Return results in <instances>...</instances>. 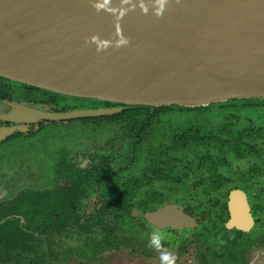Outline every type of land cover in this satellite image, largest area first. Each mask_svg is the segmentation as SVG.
Listing matches in <instances>:
<instances>
[{
	"label": "water",
	"instance_id": "1",
	"mask_svg": "<svg viewBox=\"0 0 264 264\" xmlns=\"http://www.w3.org/2000/svg\"><path fill=\"white\" fill-rule=\"evenodd\" d=\"M158 7L156 0H0V77L65 98L59 108L66 99L89 102L55 110L0 99V121L13 123L0 127V140L23 123L134 106L264 101V0H167L162 17ZM229 211L228 228L253 226L243 190L231 192ZM144 216L161 229L199 225L178 203Z\"/></svg>",
	"mask_w": 264,
	"mask_h": 264
},
{
	"label": "trees",
	"instance_id": "2",
	"mask_svg": "<svg viewBox=\"0 0 264 264\" xmlns=\"http://www.w3.org/2000/svg\"><path fill=\"white\" fill-rule=\"evenodd\" d=\"M9 85L37 89L27 85L13 84L0 77V99L10 100L11 92L10 88H7ZM37 90L43 91L44 94L40 95L42 101L34 103L48 105L51 97L54 100L62 98V102L65 100L54 93ZM250 101L254 100H234L207 107L134 106L124 108L112 115L50 122L51 128L68 126V124L81 128L92 126L90 133L94 136L112 134L114 135L112 142L115 141L119 147L114 145L113 154L104 153L101 156L102 161L96 171L81 173L77 168L68 167L65 176L73 178L70 187L64 185L54 189L45 187L38 192L30 189L17 196L14 202L3 206L0 218L17 213L24 216L25 224H22L19 218L0 224V261L5 264H27L33 263L35 260L37 264L48 263L49 260H46L42 254L46 251L45 245L52 251L54 250L53 244L56 242L57 236H63L70 231L68 229L69 220L72 221L77 232H81L86 246V254L91 252L94 256L109 246L120 248L121 245L128 244L134 219L132 192L136 188L155 183L160 179L168 181L179 177L183 179L195 173L193 169L203 170V174L196 181L197 183L204 184L209 181L211 187L216 186L217 179H212L213 169L216 168L217 158L221 157L220 153L223 154L224 147L229 143L232 145L235 143L233 148L236 151L241 148L239 145L242 130L233 121H227L230 118L228 111L240 102H244L242 104L244 106L250 104ZM66 104L68 106L62 104L60 108L57 106H60L61 103L50 106L55 110H67L72 107L69 106L70 104ZM105 105L112 104L105 103ZM174 110L195 113L216 110L219 113H227V115L216 124L201 122L199 119L197 122H190L191 124L186 127L171 126L173 130L167 131L168 129L163 125L168 122L167 118L171 117L169 114ZM44 129L46 126L43 125L41 130L36 133H40ZM156 131L157 133L161 132L160 135H157V140L155 139ZM104 135L102 138H105ZM231 138L233 139L231 140ZM215 154L219 157H216ZM82 182H86L84 186H82ZM87 187L101 190L99 193L101 206L96 213L88 217L86 215L82 219L75 207L78 206L77 203ZM199 205L202 206L199 211L196 206H187L186 210L189 213H200L204 224L212 225L213 229H218L217 233L223 232L220 247L215 253L212 249L214 257L228 255L231 258L229 261L228 259L224 260V264H234L237 261H239L238 264H243V258L238 259L234 253L238 236L229 239L230 246H226L224 241L228 240L226 232H224L226 228L223 225L228 218L226 203L219 207L217 220L212 217L207 218V209L203 208L205 206L202 204ZM217 205V203H211L208 208L214 210ZM140 206H144V204L140 203ZM95 226L104 230V236L101 239L96 240L91 237ZM117 230L125 232V234L120 237ZM116 233L119 238L115 236ZM196 238L200 239V237ZM205 241H209V239L207 238ZM57 253L54 251L51 254L56 256ZM54 255L52 258L55 257Z\"/></svg>",
	"mask_w": 264,
	"mask_h": 264
},
{
	"label": "rangeland",
	"instance_id": "3",
	"mask_svg": "<svg viewBox=\"0 0 264 264\" xmlns=\"http://www.w3.org/2000/svg\"><path fill=\"white\" fill-rule=\"evenodd\" d=\"M66 101L75 106L89 103L88 101L80 99H66ZM243 103L244 102L238 103L228 112L236 114V120L242 127H244L248 121L238 119L239 116L252 117L257 121V116L259 115L263 117V119H260V123H254V125L256 128L264 127V107L258 106V108H253L249 106L245 108V106H242ZM250 103L262 104L261 101L258 100L250 101ZM238 105L245 109L238 108ZM169 115L171 117H168V122L163 125L168 129L167 131L170 129L173 130L171 126L186 127L191 124L190 122H197L199 119L201 122L204 121L216 124L222 121L227 113H219L216 110L197 113L174 110ZM55 128L48 127L34 136H29L27 138H11L0 143V182L2 183L0 187L4 194L9 192V190L7 192V189H10V186L13 184H19L17 187L20 188V190H16L17 192L36 188L35 182L37 181L42 183V181L45 180L50 184V175H52L53 165L61 158L56 152L59 144H65V146L71 148L67 155L69 160L76 158L79 159L78 162L81 161L83 163H85L83 158H86L83 156L84 153L113 154V146L116 145L119 147L115 141L112 142L114 136L112 134H103L105 138H102L103 135L94 136L90 133L92 132V126L81 128L80 126L68 124V126L64 125L63 127ZM160 134V131L158 133L156 131V140L157 135ZM256 138L258 139V137ZM255 161L262 163L264 161V156L255 157L252 160L249 159V157L243 160H237L234 162V166L245 167L249 163ZM46 165L48 166L46 167ZM199 172L201 177L203 170H198V173ZM189 176L192 180L186 179L185 183L182 182L179 185L180 187H183L187 184V188L190 190V198H183V195H181V201L190 202V199H192L194 204L200 203L203 206L213 203V199L207 196L206 193L207 191L212 190L210 182H204V184L196 190L193 189L192 184L193 180H195L193 173ZM257 186L260 188L259 193L264 191V178L262 179V182L257 183ZM255 191L256 189L253 192ZM87 201L88 210L93 214L101 206V204L97 202V198H90ZM151 231L152 228L146 227L144 231L145 234L141 233V235H139L140 238L137 236L139 240L134 239V241H132L131 239L128 244L121 245L122 247L120 248L109 246L107 249L104 248L105 250L103 249L101 252H97L93 256L91 252L86 254L87 251H85L86 246L83 241V236H81V232H77L76 228H73L65 235L57 236L56 242L53 244V251L45 245L46 251L42 254L46 260H49L46 264H161V253L147 247L148 237ZM117 232L120 234V237L125 234V232L120 230H117ZM103 234L104 230L95 226L91 237L98 240L104 236ZM193 234L194 232H189L187 237L183 236L185 239L178 235V237L176 236V238H171L164 242L165 248L176 254V264H223L221 261L223 258H218L219 262H216L217 259H215L212 250H210L214 244V236L210 237L209 241H205L203 240V237L200 239H197L196 237L194 238ZM115 236L118 237L117 233ZM244 243H249L250 246L246 248V258H243V264H264V238H253ZM54 251L55 253L58 252L56 256L51 254L54 253ZM53 255L55 256L54 258H52ZM0 262H2L1 264H5L3 261ZM27 264H37V261L35 260L33 263Z\"/></svg>",
	"mask_w": 264,
	"mask_h": 264
},
{
	"label": "flooded vegetation",
	"instance_id": "4",
	"mask_svg": "<svg viewBox=\"0 0 264 264\" xmlns=\"http://www.w3.org/2000/svg\"><path fill=\"white\" fill-rule=\"evenodd\" d=\"M7 88H10L11 94L9 96V99L11 101L30 102V103L39 102V101H42L40 99L41 98L40 95L44 94L43 91H39L37 89L33 90V89H28L25 87H19L15 85H9ZM62 100H63L62 98H58L57 100H54L51 97L50 102L47 104L54 106L57 103L59 104L62 103ZM65 106H68V105L65 104ZM69 106L71 107V105ZM244 106L245 108L249 106L253 108H258V106L264 107V103L262 104L250 103ZM238 108L245 109L239 106ZM232 114H234V116H232ZM229 116L230 118L227 121L229 122L233 121L236 124V126L242 130V138H241V143L239 145L241 146V148L239 151H236V149L233 148V146H235V143L234 145H232V143L231 144L229 143L227 144L226 147H224L225 150L223 154L220 153L221 157L215 154V156L216 157L218 156L219 158H217L216 160L217 164H216V168L213 169L212 179L216 178L217 184L216 186L214 185L213 187H211L212 188L211 191H207L206 193H207V196H209L211 199L214 200L213 203L215 204L217 203L218 205L216 209L214 210H210L208 208L209 205H204L205 207L203 208L207 209V213H208L207 218L212 217L213 219L217 220L216 217L220 209L219 207L222 206L221 204L226 203L228 218L227 220H225L223 225L226 228V231L224 232H226V236L228 240H224V241H225L226 246H230L231 241H229V239L238 236V239L235 243L236 248L234 249L235 250L234 253L236 257H238V259H242L245 257V254L247 251L246 248L250 246L249 243L248 244L244 243L245 241H248L253 238L254 239L264 238V200H263L264 191L259 193L260 184L259 186H257V183L262 182V179L264 178V161L262 163L260 162L258 163L256 161L251 162L245 167L234 166V162H236L237 160L238 161L243 160L247 157H249V159L252 160L255 157L264 156V127L256 128V126L254 125V123H260L261 122L260 119H263V117L259 115L257 116L258 117L257 121H255L252 117L239 116L238 119L242 121L243 120L248 121L244 127H242L241 124H239V122L236 120L235 113L229 112ZM50 122L52 121L43 120L41 122L32 123V124L23 123V126H26L25 130L23 131L18 130L17 132L11 134L10 136L0 140V143H3L11 138H16V137L27 138L29 136L30 137L34 136L35 134H37L36 132L41 130L43 125L46 126V129L48 127H52V126H49ZM10 125H13V123L9 121H0V127L10 126ZM256 137H258V139ZM232 139L233 138H231V140ZM70 150L71 148L69 146H65V144L64 145L59 144L58 148L56 149V152L60 155L61 158L60 160L58 159L53 165L52 175H50L51 183L49 184L45 180L42 181V183L39 181L37 182L34 181L36 183L35 184L36 188H31L32 190H34V192H38V190L43 189L45 187H49L50 189H54L55 187L59 188L60 185H64L65 187H70L71 181L73 178H71L70 176L69 177L65 176V172L67 171L68 167L72 166L73 169L77 168V170L79 172L81 171V173H85L86 171H96L97 168L99 167L98 166L99 163L102 161L100 158L104 154V153H93V154L84 153L83 156L86 158H83V160H85V163H83L81 161L78 162L79 159H76V158L69 160L67 155H68V152H70ZM47 166L48 165H46V167ZM193 170L195 172L193 173L194 179H195L193 180V183H192L193 189L198 190L199 187L203 185V183L200 184L196 182L200 178V172L198 173V169H193ZM186 179L190 180L191 177L188 175L187 177H184L183 179H180L179 177L171 181L160 179L156 181L155 183L146 184V185H143L142 187L136 188L135 191L132 192L133 195H132L131 202L134 203L132 207V215L134 219H133V224L131 225L132 233L130 235V240L131 239L132 241H134V239L139 240L140 238L139 235H141V233L145 234L144 231L146 227H150V228L154 227V225H152L145 218L144 215L146 212H152V211L159 209L165 203L170 202V203L181 204L185 208L186 212H188L186 210L187 206H194V207L196 206L198 207L197 211H199V208L202 207L199 205L200 203L194 204L192 199H190V202H183L180 199L182 197L183 198L186 197L187 199L190 198V193H189L190 190L187 188V184H185L183 187H180L179 185L182 182L185 183ZM82 183H83L82 186H84V183L86 182H82ZM0 185H2L1 182H0ZM18 185L19 184H13L12 186H10L11 188L7 189V192L8 190L9 192L5 194L1 191V187H0V215L2 213L1 210L3 209V206H6V204L9 202H14L17 196L23 194V192L27 190H30V189H26V190H21L17 192L16 190H20V188L17 187ZM234 189H241L246 193L250 207H251V212H252V216L254 219V223H253V226H251L248 230H245V231L237 229V228H228L226 225L228 220L230 219L229 196ZM255 189L256 191L253 192ZM85 190L86 191L84 192V194H82L80 197L79 203H77L78 206L75 207L76 212L82 216V219H84L86 215L88 217L89 215L93 214L88 210L87 200H89L90 198L92 199L97 198V202L100 203L99 202V199H100L99 193L101 192L100 189L98 190V189L87 187ZM181 195L183 196L180 197ZM140 203L141 204L143 203L144 206H140ZM99 209L100 207L97 210ZM97 210L95 211V213L97 212ZM189 214L196 217L199 223L198 226L194 228L185 227L184 229H179V230L172 229V228H165L161 230H164L170 233L171 238H176V236L178 237V235L181 238H183V236L187 237L189 232H194L193 234L194 238L203 237V240L207 238L210 239V237L214 236V239H213L214 244L212 245L213 247H211L210 250H212L213 248V251L215 253L216 250L220 247L221 234L223 232L217 233V231H219L218 229H213L212 225L204 224L203 223L204 219L202 218L200 213H189ZM16 218L17 219L19 218L22 221V224H25L24 216L19 215L17 213H13L6 217H1L0 224L4 223L7 220H12ZM207 226H209V228H207ZM73 228H76V227H74L72 221L69 220L68 229L72 230ZM138 232L140 234H137ZM218 258H221V259L223 258V260L221 261L224 264V260L228 259L229 261L231 256L227 255L225 257H218ZM218 258L215 257V259H217L216 262L217 261L219 262ZM238 263L239 261H237L234 264H238Z\"/></svg>",
	"mask_w": 264,
	"mask_h": 264
},
{
	"label": "clouds",
	"instance_id": "5",
	"mask_svg": "<svg viewBox=\"0 0 264 264\" xmlns=\"http://www.w3.org/2000/svg\"><path fill=\"white\" fill-rule=\"evenodd\" d=\"M167 0H156L159 7L155 11L157 17H162L164 12V6ZM147 12V9H144ZM127 43V41H124ZM171 239V234L167 231L161 230L159 226H154L149 233L147 247L160 252L161 264H176L177 256L174 252H170L165 248L164 242Z\"/></svg>",
	"mask_w": 264,
	"mask_h": 264
}]
</instances>
